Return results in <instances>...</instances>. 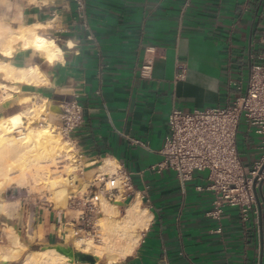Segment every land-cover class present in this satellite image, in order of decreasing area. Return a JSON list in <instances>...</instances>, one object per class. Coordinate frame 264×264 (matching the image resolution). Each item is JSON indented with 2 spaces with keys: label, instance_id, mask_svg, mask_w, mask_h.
<instances>
[{
  "label": "crops",
  "instance_id": "1",
  "mask_svg": "<svg viewBox=\"0 0 264 264\" xmlns=\"http://www.w3.org/2000/svg\"><path fill=\"white\" fill-rule=\"evenodd\" d=\"M85 3L83 28L73 0H0V25L40 24L38 34L62 52L53 64L30 50L0 55L16 68L38 66L46 80L35 86L6 80L0 73V118L45 100L49 112L58 109L60 114L76 103L81 120L65 138L81 164V180L89 187L106 159L132 173L134 191L126 203L139 197L150 214L148 225L134 252L115 263L97 264H264V184L256 188V216L243 223L237 209L228 208L215 221L206 216L211 193L195 189L206 183L205 172L182 186L174 173L150 170L162 160L159 151L168 136L172 106L189 111L223 106L233 98L228 81L246 79L249 56L264 63V0ZM146 63L150 68L143 78ZM49 120L52 126L62 123L59 115ZM259 143L252 129L240 126L237 151L247 170L263 157ZM39 208L34 244H63L73 219L68 225L66 213ZM5 235L0 253L10 248L14 232Z\"/></svg>",
  "mask_w": 264,
  "mask_h": 264
},
{
  "label": "built area",
  "instance_id": "2",
  "mask_svg": "<svg viewBox=\"0 0 264 264\" xmlns=\"http://www.w3.org/2000/svg\"><path fill=\"white\" fill-rule=\"evenodd\" d=\"M76 18L87 27L85 0H73ZM264 44V33L262 35ZM250 64L245 80H229L234 89L233 98L225 105L208 109L184 110L172 106L167 116L168 136L159 153L162 160L151 167L161 174L174 173L180 185L191 181L197 172L206 173V183L195 187L212 195L211 209L206 216L219 221L228 208L237 209L241 222L257 215L253 191L264 184V63ZM264 62V56L260 57ZM149 63L141 67L146 78ZM62 133L70 132L81 120L76 103L68 104L61 112ZM240 126L252 129L259 138L263 157L247 170L240 162L237 151V132ZM134 191L132 173L117 163L111 174L98 173L89 185V192L78 201V214L72 220L74 229L85 237L98 239L96 220L101 213L100 196L108 202L124 204Z\"/></svg>",
  "mask_w": 264,
  "mask_h": 264
},
{
  "label": "bare ground",
  "instance_id": "3",
  "mask_svg": "<svg viewBox=\"0 0 264 264\" xmlns=\"http://www.w3.org/2000/svg\"><path fill=\"white\" fill-rule=\"evenodd\" d=\"M40 29H43L40 24L20 25L17 28L0 25V55L9 58L17 50H30L39 54L48 64H53L54 61L61 59L62 52L52 40L45 39L38 34ZM0 73L4 75L6 80H15L35 86L46 81L38 66L20 69L0 60ZM2 88L4 91L6 90L5 85H2ZM13 89L17 90V87ZM51 113L61 116L58 109L55 111L51 109ZM48 116H50L48 104L45 100L39 105L32 103L27 111L0 119V193L8 186L10 187L11 184L24 183L29 171L32 173L31 177L35 188L48 192L49 197L47 199L50 200L53 208L65 209L70 200V195L72 196L76 191L80 193L85 191L89 182L85 181V178L83 181L77 177L81 185L77 190L72 188L68 190L67 187H74V179L71 182L61 180L57 174L59 171L55 177L51 176L55 173H53L50 165L55 166L60 157H70L71 159L72 163L63 169L66 173L72 172L73 174L75 169H80L81 164L78 165L75 162V154L70 152L71 144L67 141H61V133H56L51 124L46 123L45 126H37L34 130L31 128L32 121L38 122L40 118H47ZM24 117L26 121H23ZM87 165L86 163L83 164V166L88 167ZM116 166L117 162L114 160H103L99 172L111 174ZM30 187H33V184ZM140 203V199L137 197L132 203L127 204L121 212L118 202L111 203L100 196L101 216L96 220L99 243H95L94 239L90 237H78L74 232L75 229L74 231L68 229L66 233L63 231L65 233L63 243L72 242L75 248L90 253L98 259H104L107 263L123 260L134 252L140 239V232L147 227L150 219L147 209L141 207ZM0 209H2L1 206ZM11 243L12 246L21 244L15 232ZM4 251V253H0L3 264L6 261L16 260L13 247ZM22 264L70 263L67 257L53 249L45 248L35 251L34 257L26 258Z\"/></svg>",
  "mask_w": 264,
  "mask_h": 264
},
{
  "label": "rangeland",
  "instance_id": "4",
  "mask_svg": "<svg viewBox=\"0 0 264 264\" xmlns=\"http://www.w3.org/2000/svg\"><path fill=\"white\" fill-rule=\"evenodd\" d=\"M28 110V109H27ZM25 110V111H27ZM24 112V111H22ZM49 115L51 116H56L55 114L49 112ZM47 118H40L38 122L32 121L30 124L31 128L34 130L36 129L37 126H45L46 123H50L49 117ZM1 117L0 119H2ZM23 121H26V118H23ZM53 130L56 133H61L60 140L61 141H67L65 138L64 134L62 133V123L60 126H53ZM71 152V151H70ZM75 162L78 164V160L75 158ZM71 159L70 157H60L59 160L56 161V165H50L51 169L53 170V173L55 175H51L52 177H55L57 174L61 178V180H67L69 182L73 181V185L76 181H78L80 178L77 172L79 169H75L70 173H66L63 169L67 168L71 164ZM79 165V164H78ZM49 166V165H47ZM81 168V165H80ZM58 169V170H57ZM55 170V171H54ZM59 171V173H57ZM15 174V172L13 171ZM57 173V174H56ZM32 173L28 171L27 173V179L25 180L24 183L21 184H13L8 186L3 192V194L0 193V206L2 209H0V244H7V234L10 230L12 232H15L19 236V240L21 242L20 245L18 246H12V243L10 247H13L15 253L14 256L16 260H13L11 262L5 263V264H22L26 258L28 257H34L35 251H39L42 247H40L37 244H34L33 238H32V229H33V224H34V215L37 214L38 211H40L39 207H44L48 208L50 207V210L53 209L57 212H63L67 214V223L69 224L72 219H75L77 214H78V201L81 200V198L85 195L88 194L89 192V187L86 188L85 191L79 192L76 191V193L70 195V200L68 201V204L65 209H54L53 206H51V202L47 197H49L48 192L45 190L37 189L35 188V184L33 183V179L31 177ZM57 176V177H58ZM74 177V178H73ZM32 180V181H31ZM27 182V184H26ZM92 182V181H91ZM90 182V183H91ZM33 187H30L32 186ZM40 184V183H39ZM17 185V186H16ZM19 185V186H18ZM25 186V187H24ZM72 189H78L77 187H67L68 190ZM41 190V191H40ZM83 193V194H82ZM47 194V195H46ZM78 194V195H77ZM45 195V196H44ZM75 196V197H73ZM40 201V203H39ZM6 202V203H3ZM3 203V205H2ZM119 204L120 205V211L123 212L124 207L127 205ZM141 207H144L143 205ZM9 208V209H7ZM3 209H5L3 211ZM9 210V211H7ZM6 211V212H5ZM99 211L101 209L99 208ZM4 212V213H1ZM7 213V214H6ZM9 213V214H8ZM3 214V215H1ZM11 214V215H10ZM6 216V218H5ZM101 216V213L98 215V217ZM71 228V230L74 231L72 226H68ZM78 237H83L84 235H80L76 230L74 231ZM66 233V231H65ZM141 233V232H140ZM31 234V235H30ZM64 240V238H63ZM95 243H99V238L94 240ZM70 243L72 242H66L63 243L64 245L70 246ZM73 245V244H72ZM74 246V245H73ZM72 246V247H73ZM71 247V246H70ZM74 250L78 249L73 247ZM78 251V250H77ZM34 252V254H33ZM32 255V256H30ZM105 261L104 259H98ZM0 263H2V260L0 259Z\"/></svg>",
  "mask_w": 264,
  "mask_h": 264
},
{
  "label": "water",
  "instance_id": "5",
  "mask_svg": "<svg viewBox=\"0 0 264 264\" xmlns=\"http://www.w3.org/2000/svg\"><path fill=\"white\" fill-rule=\"evenodd\" d=\"M264 166V165H263ZM253 191L256 197V202H258L257 192L255 188V181L253 183ZM53 249L57 253L68 258V262L70 264H97L98 258L87 252H80L74 250L72 247L64 245V244H56V245H47L43 246L41 249Z\"/></svg>",
  "mask_w": 264,
  "mask_h": 264
}]
</instances>
